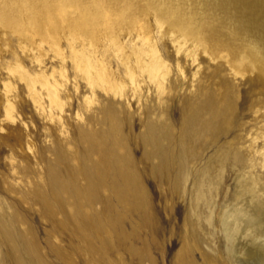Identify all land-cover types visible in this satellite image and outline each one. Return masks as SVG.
<instances>
[{
  "label": "rangeland",
  "instance_id": "rangeland-1",
  "mask_svg": "<svg viewBox=\"0 0 264 264\" xmlns=\"http://www.w3.org/2000/svg\"><path fill=\"white\" fill-rule=\"evenodd\" d=\"M105 3L109 13L94 0H0V264H253L264 251V36L190 0L162 17L155 0ZM154 46L164 80L146 64ZM85 49L121 91L99 77L89 86ZM21 73L62 83L63 112L51 119L47 100L40 111Z\"/></svg>",
  "mask_w": 264,
  "mask_h": 264
},
{
  "label": "bare ground",
  "instance_id": "bare-ground-1",
  "mask_svg": "<svg viewBox=\"0 0 264 264\" xmlns=\"http://www.w3.org/2000/svg\"><path fill=\"white\" fill-rule=\"evenodd\" d=\"M123 0H106L107 3H115ZM157 5V10L159 12V16H163L162 13L166 11H175V5L176 0H155ZM192 3L193 8L195 10H201L203 13H218L222 11H226L228 13V19L232 20L234 19L236 22L239 23H245L250 21L251 24L255 26V30L262 36H264V21H262L261 14L264 12V0H190ZM95 6L93 5V10H99L102 11L106 10L107 13H109V9L112 8V6L105 5L106 3L102 0H94ZM177 7V6H176ZM114 8V7H113ZM178 8V7H177ZM177 10V9H176ZM99 16L103 19L105 17V14L103 12L98 13ZM264 14V13H263ZM207 14H205L206 16ZM26 31V29H23ZM141 34H139V37ZM146 36H143V39ZM52 47L54 48V52L56 54L62 55V49L60 47V41L59 39H54V42L52 44ZM150 50L144 51L146 54V57L152 56V54L155 55L151 58L153 59L151 63L147 62L148 68L152 69V72L154 74H151L150 77L153 79L161 78L164 80L166 78V72L163 70V62L161 58L158 55L157 49L154 47H149ZM78 56L81 58V62L85 63L87 62L88 65L86 68L83 69V73L85 75V78L89 84V86L92 89H96L98 86H100L101 80V86L104 88V91L110 92V91H116L119 92L122 87L124 86V83L119 82L117 79H113L112 74L108 72V69L105 67L103 61L101 59H98L96 56V63H93L91 61L92 54L88 50H75ZM97 51H95L96 55ZM216 58L220 57H213V60H216ZM196 61V60H195ZM237 60L230 61V68L235 73H241V65L236 64ZM141 67H144L141 65ZM146 67V66H145ZM125 68L126 73L130 77V79L133 81L135 85H137V82L135 81V71L131 65V62L129 58L125 62ZM79 69L81 67L79 66ZM144 69V68H142ZM103 75V76H100ZM20 78L22 81L26 82L27 87L29 89L30 96L37 106V108L40 109V111H43V113H46L47 108L45 107V101L49 102V112H50V118L53 119L55 110H59V112H63L64 108V101L61 97L62 93V87L63 84L60 83L55 77L49 78L47 75H42L40 77L35 78H28L25 76L24 73L20 74ZM37 84L40 86L41 90L37 89ZM159 87H162V83L159 84ZM15 89V88H14ZM10 91V90H9ZM124 91V90H123ZM123 94V93H122ZM125 94V93H124ZM7 108L6 113L7 116L11 118L12 123H16V118L14 115H12V111L14 110V102L13 99L10 98V96H7ZM199 108V107H198ZM192 110L191 114H189L188 118L185 119L182 122L181 130L179 136H176V169H183L184 166H187L188 163L185 161V153L186 146L189 148L191 147L192 140L188 134V124L192 123L195 118H198L200 114H198L197 110ZM14 113V112H13ZM203 119V118H202ZM206 121L207 124H215L216 118H210L206 117L203 119ZM259 153V152H258ZM263 156L264 159V153H260ZM209 174H206L205 176H200L197 181V186L203 187V177H208L212 175V172H210L209 169L206 170ZM204 191V190H203ZM207 204V203H206ZM206 207V206H205ZM253 264H264V251L259 255L257 260Z\"/></svg>",
  "mask_w": 264,
  "mask_h": 264
}]
</instances>
